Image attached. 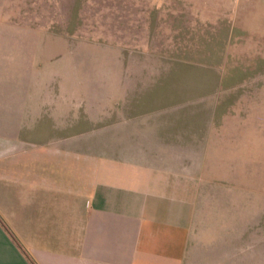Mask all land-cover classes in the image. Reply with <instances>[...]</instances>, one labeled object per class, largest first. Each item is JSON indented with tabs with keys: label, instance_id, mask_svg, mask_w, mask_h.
<instances>
[{
	"label": "crops",
	"instance_id": "1",
	"mask_svg": "<svg viewBox=\"0 0 264 264\" xmlns=\"http://www.w3.org/2000/svg\"><path fill=\"white\" fill-rule=\"evenodd\" d=\"M122 2L121 100L104 123L75 79L51 87L33 59L19 67L18 35L0 30V264H257L241 225L197 230L203 174L177 154L209 137L208 108L162 98L175 82L144 59L158 40L176 59L180 41L264 42V0Z\"/></svg>",
	"mask_w": 264,
	"mask_h": 264
},
{
	"label": "rangeland",
	"instance_id": "2",
	"mask_svg": "<svg viewBox=\"0 0 264 264\" xmlns=\"http://www.w3.org/2000/svg\"><path fill=\"white\" fill-rule=\"evenodd\" d=\"M122 6V0H0V30L18 35L19 67L25 58L33 59L47 71L51 87L75 79L80 100L92 104L104 123L116 114L109 99L121 100L120 88L111 86L121 83L126 47ZM74 11L83 24H68ZM75 28L76 34L59 35ZM177 43V59L175 45L158 40L144 63L175 82L162 98L178 97L195 113L208 108L209 137L195 139L194 152L177 154L194 162L195 174H203L197 230H207L217 218L227 227L241 225L243 258L264 264V42L233 41L225 52L213 49L216 42L209 49L205 41ZM176 60L182 62L180 72H170Z\"/></svg>",
	"mask_w": 264,
	"mask_h": 264
}]
</instances>
